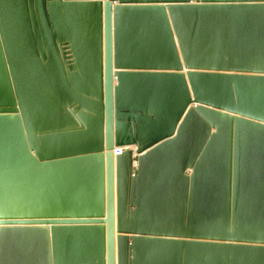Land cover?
<instances>
[{"label": "water", "instance_id": "1", "mask_svg": "<svg viewBox=\"0 0 264 264\" xmlns=\"http://www.w3.org/2000/svg\"><path fill=\"white\" fill-rule=\"evenodd\" d=\"M0 264H264V0H0Z\"/></svg>", "mask_w": 264, "mask_h": 264}, {"label": "built area", "instance_id": "2", "mask_svg": "<svg viewBox=\"0 0 264 264\" xmlns=\"http://www.w3.org/2000/svg\"><path fill=\"white\" fill-rule=\"evenodd\" d=\"M123 151V147H118L114 150L115 155L120 154Z\"/></svg>", "mask_w": 264, "mask_h": 264}]
</instances>
